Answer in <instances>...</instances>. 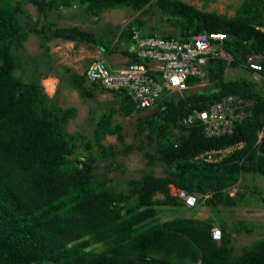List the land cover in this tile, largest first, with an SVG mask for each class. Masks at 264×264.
Wrapping results in <instances>:
<instances>
[{"label": "trees", "instance_id": "trees-1", "mask_svg": "<svg viewBox=\"0 0 264 264\" xmlns=\"http://www.w3.org/2000/svg\"><path fill=\"white\" fill-rule=\"evenodd\" d=\"M76 1L94 16L121 7L139 11L152 3L0 0V264H264V238L237 253L233 232L222 218L220 244L212 236L210 218L177 214L163 219L167 209L188 208L171 194V184L190 192L211 190L208 206L233 207L241 204L243 193L231 195L227 189L238 187L246 175L264 179V136L259 140L264 130V0H243L234 16L182 0H154L175 27L161 31V36L185 39L203 30L224 32L228 37L223 46L233 60L210 58L205 73L189 79L193 86L205 77L210 88L191 86L183 94H166L149 114L142 115L144 109L125 90L112 91L120 96L122 113L139 114L137 134L148 140V146L130 145L127 150H142L148 166H165L164 175L146 170L142 177L128 179V190L112 183L109 172L97 170L99 163L117 153L112 144L103 143L106 135L123 138L121 125H112V113L101 114L83 152H78L76 140L81 135L68 129L78 108L63 107L45 92L41 80L47 74L24 69L28 65L20 54L28 37L20 20L24 4L33 3L47 16L49 9ZM142 26L138 18L129 24L128 42L135 31L157 35L145 34ZM36 29L49 62V37L94 43L105 54L109 47L94 32L76 26L56 27L50 34L45 25ZM122 53L129 63L140 61L129 48ZM249 54L262 56V82L253 79L251 70L248 76L226 79L228 67H245ZM56 67L84 98L95 97L98 87L106 89L98 81L87 84L85 73ZM20 69L24 72L18 73ZM229 95L252 101L251 113L236 121L232 133L208 136L200 121L190 127L184 124L195 109H208ZM241 141L245 145L221 161L194 160L202 152ZM260 200L264 205V196Z\"/></svg>", "mask_w": 264, "mask_h": 264}, {"label": "rangeland", "instance_id": "rangeland-1", "mask_svg": "<svg viewBox=\"0 0 264 264\" xmlns=\"http://www.w3.org/2000/svg\"><path fill=\"white\" fill-rule=\"evenodd\" d=\"M16 2L17 0H13ZM195 5L206 11L234 16L243 0H182ZM24 13H20L23 29L28 37L20 54L28 64L24 69L28 73L47 74L41 83L45 92L55 98L63 107L76 106L78 113L70 119L68 129L70 132H79L80 137L76 140L78 152H83L82 146L92 134L94 127L104 112L112 113V125L120 124L123 138L115 134L106 135L104 144H112L117 153L109 160L102 161L97 165L99 172L107 171L113 178L114 183L121 190H128L127 180L140 178L146 170H154L156 175H164L165 166L161 163L155 167L148 166L147 158L140 149L127 150V146H148L147 138L137 134L138 113L126 115L121 111V99L118 94L108 89L98 87L95 97L84 98L79 91L66 82L65 74L58 72L57 65H62L71 71L84 74L91 60L102 58L107 63L111 62L113 68H121L126 65L124 60L128 58L122 50L128 48L127 31L129 24L136 18L143 22L141 31L145 34L154 32L160 35L161 31L171 32L175 27L169 21L168 15L162 13L152 0L146 8L134 11L127 7L107 10L99 16L92 15L85 5L76 1L71 6L53 8L47 11V16L41 13L33 3L24 4ZM45 25L48 33L56 27H79L82 30L92 31L109 44L107 53L103 48L94 43L80 42L77 40H66L64 38H48V59L45 49L42 47V39L36 27ZM139 32V31H137ZM140 33V32H139ZM132 43V42H131ZM261 60L262 56L260 55ZM52 64V65H51ZM109 64V63H108ZM129 64V62H127ZM19 70L18 73H23ZM245 66L228 67L226 79H237L250 75ZM31 75V74H30ZM86 76V74H85ZM54 78L56 85L54 91H49L45 80ZM87 84L91 85L87 76ZM261 83V77L259 81ZM212 83L205 77L196 82L193 90L207 89ZM154 110V109H152ZM152 110H143L142 115L149 114ZM95 146V145H94ZM242 192L241 204L237 206H208L200 204L195 209L183 208L167 209L163 214L166 217L182 214L199 218H210L220 223V218L226 221L227 226L233 232V243L236 252L240 253L245 245L252 244L260 238H264V205L261 197L264 196V179L260 175H246L238 184V192Z\"/></svg>", "mask_w": 264, "mask_h": 264}, {"label": "built area", "instance_id": "built-area-1", "mask_svg": "<svg viewBox=\"0 0 264 264\" xmlns=\"http://www.w3.org/2000/svg\"><path fill=\"white\" fill-rule=\"evenodd\" d=\"M228 35L224 32L199 31L185 39L166 38L161 35H141L135 31L128 48L136 52L140 61L129 63L121 68L111 67L104 59L96 58L87 66L85 74L90 81H98L110 91L125 90L138 108L148 110L156 107L164 96L174 92L183 94L192 85L189 79L202 76L208 61L214 57H224L229 62L233 58L225 51L223 43ZM259 54H249L245 66L254 72L253 79L259 81L263 64ZM252 101L237 95H229L213 103L208 109H195L183 122L187 127L197 121L204 126L208 136L230 134L236 121L248 116ZM264 130L259 133V140ZM245 142L211 149L195 156L194 160L218 162L230 153L241 149ZM235 195L237 186L230 188ZM170 192L184 201L188 208H196L213 196V191L190 192L175 184L170 185ZM212 236L220 244L223 230L219 222L212 224Z\"/></svg>", "mask_w": 264, "mask_h": 264}, {"label": "bare ground", "instance_id": "bare-ground-1", "mask_svg": "<svg viewBox=\"0 0 264 264\" xmlns=\"http://www.w3.org/2000/svg\"><path fill=\"white\" fill-rule=\"evenodd\" d=\"M45 84H46L49 91H54L55 85H56V80L54 78H47L45 80Z\"/></svg>", "mask_w": 264, "mask_h": 264}, {"label": "crops", "instance_id": "crops-1", "mask_svg": "<svg viewBox=\"0 0 264 264\" xmlns=\"http://www.w3.org/2000/svg\"><path fill=\"white\" fill-rule=\"evenodd\" d=\"M117 59V58H116ZM115 59V60H116ZM115 60H113V61H109L108 63H109V65L110 66H112V64H111V62H115ZM124 62H125V64L127 65V62H129V58H126L125 60H124ZM125 66V65H124ZM123 67V66H122Z\"/></svg>", "mask_w": 264, "mask_h": 264}]
</instances>
